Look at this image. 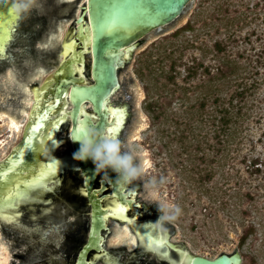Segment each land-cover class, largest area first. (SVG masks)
Masks as SVG:
<instances>
[{
    "label": "water",
    "instance_id": "water-1",
    "mask_svg": "<svg viewBox=\"0 0 264 264\" xmlns=\"http://www.w3.org/2000/svg\"><path fill=\"white\" fill-rule=\"evenodd\" d=\"M40 2L0 0V264H119L90 259L110 227L165 264H264V0ZM83 126L136 175L75 158Z\"/></svg>",
    "mask_w": 264,
    "mask_h": 264
},
{
    "label": "flooded vegetation",
    "instance_id": "flooded-vegetation-1",
    "mask_svg": "<svg viewBox=\"0 0 264 264\" xmlns=\"http://www.w3.org/2000/svg\"><path fill=\"white\" fill-rule=\"evenodd\" d=\"M50 1H52V0H41V4L42 3H44V5L45 4H48V3H50ZM51 3H52V5H51ZM50 4H48L47 5V7L46 8H49L50 6H52V7H54V6H56V5H58V3L57 2H55V0H53V2H51ZM40 5V4H39ZM36 6H38V4L36 5ZM44 13H42L41 11H40V9H39V13H38V15H37V17L35 16V18H33L34 20H33V23L35 22V21H37V20H41V19H44V17L42 16ZM57 19L55 18L54 19V22L52 23V21H51V25H53L54 23H56V24H54L55 25V28H56V32H57V29H58V26H59V21H56ZM32 23V24H33ZM50 25V26H51ZM48 26V25H47ZM55 32V31H54ZM48 37V36H47ZM49 37H50V35H49ZM29 60V59H28ZM30 63L32 62V61H29ZM36 67L38 66V65H35ZM28 74V73H27ZM26 74V75H27ZM49 89H50V91H51V86H49ZM99 186V185H98ZM109 192L110 191H105L103 194H105V196L107 195V194H109ZM105 198V197H104ZM142 204H144V203H142ZM144 205H146V204H144ZM148 207V206H147ZM145 208V207H144ZM150 209V207H148V209H147V211H145V217L147 218V217H151V218H155V217H153L152 215L153 214H150V213H147V212H149L148 210ZM73 230V229H72ZM70 231L68 234L66 233V232H64V234L66 235V238H65V240L63 241V244H62V251H63V256H65V259L68 261V260H70V262H71V260L72 261H74L73 259L76 257H78V253H79V251L81 250V247H82V245L84 244V242H85V240H87V237H88V235H87V233L86 232H82L83 231V229H81V232L77 235V236H75V234H76V232L77 231H74V234L72 233L73 231ZM116 231V227H114V228H111L110 227V229H109V232L108 231H103L104 232V234H105V238H103V244H102V246H103V248L101 249V248H99V249H93L91 252H90V259H91V257L93 256V254L95 253L94 251L96 250L98 253L99 252H103V249L104 248H107L109 251H111L112 253H113V251H115L117 248H119V247H123L121 250H119L120 251V253H119V255H118V257H119V264H165V263H161V262H159L157 259H156V257L155 256H153V257H151V255H149L148 253H147V255H145V253H143V254H137V255H135V254H133L134 253V251H136L137 249H138V246H135L134 248H130L129 247V244H121V245H118V246H115V247H111V248H109L107 245H108V243H109V241H110V237L114 234V232ZM71 233V234H70ZM70 236V237H69ZM21 240V239H20ZM70 244H74V249H72V251H70V252H72V253H70L69 252V245ZM139 244H140V242H139ZM125 247V248H124ZM129 247V250H130V254H128L127 253V256H125V258L124 259H122V257H121V255H123V253L124 254H126L125 252L127 251V248ZM139 247H140V245H139ZM117 251V250H116ZM64 253H65V255H64ZM242 254V253H241ZM242 256H243V254H242ZM23 257H24V259H25V263L24 264H27V263H29V262H31L32 260H30V254L29 253H27V254H25V255H23ZM72 258V259H71ZM102 260V259H101ZM103 261V260H102ZM104 262V261H103ZM242 262H243V260H242ZM48 263V262H47ZM72 263V262H71ZM39 264H41V263H39ZM56 264V263H55ZM242 264V263H241Z\"/></svg>",
    "mask_w": 264,
    "mask_h": 264
},
{
    "label": "clouds",
    "instance_id": "clouds-1",
    "mask_svg": "<svg viewBox=\"0 0 264 264\" xmlns=\"http://www.w3.org/2000/svg\"><path fill=\"white\" fill-rule=\"evenodd\" d=\"M101 136H109L104 132H100L95 128L85 126L79 137L75 136L72 139L81 143L80 150L75 154V158L82 161L92 159L96 168L103 170L108 166H112L116 172L127 170L128 176L134 177L136 170L132 168L131 158L122 159L120 157V143L114 138L106 140V142L98 148H94V140H98ZM128 176L123 177L127 180ZM158 252V248L152 249Z\"/></svg>",
    "mask_w": 264,
    "mask_h": 264
},
{
    "label": "snow or ice",
    "instance_id": "snow-or-ice-1",
    "mask_svg": "<svg viewBox=\"0 0 264 264\" xmlns=\"http://www.w3.org/2000/svg\"><path fill=\"white\" fill-rule=\"evenodd\" d=\"M99 19L102 20L103 18L101 17V18H99ZM98 28H99V31H100L101 34H104V33L107 31V25L104 24V23H102V22L98 23ZM64 55H67V52H65ZM113 87H114V86H113ZM109 90H110V89H109ZM81 111H82V110H81ZM84 127H85V126L80 127V128L77 129V134H76L77 137L80 136V134H81V132H82V130H83ZM107 132H108V135H109L111 138H114L115 131H114L113 128L109 127V128L107 129ZM161 243H164V242L161 241Z\"/></svg>",
    "mask_w": 264,
    "mask_h": 264
},
{
    "label": "trees",
    "instance_id": "trees-1",
    "mask_svg": "<svg viewBox=\"0 0 264 264\" xmlns=\"http://www.w3.org/2000/svg\"><path fill=\"white\" fill-rule=\"evenodd\" d=\"M225 122H229V120L228 121H225Z\"/></svg>",
    "mask_w": 264,
    "mask_h": 264
}]
</instances>
